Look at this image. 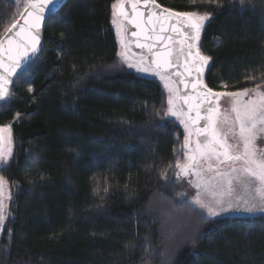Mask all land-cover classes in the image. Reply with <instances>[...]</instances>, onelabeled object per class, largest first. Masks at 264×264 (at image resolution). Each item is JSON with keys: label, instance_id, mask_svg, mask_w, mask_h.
Returning a JSON list of instances; mask_svg holds the SVG:
<instances>
[{"label": "trees", "instance_id": "trees-1", "mask_svg": "<svg viewBox=\"0 0 264 264\" xmlns=\"http://www.w3.org/2000/svg\"><path fill=\"white\" fill-rule=\"evenodd\" d=\"M114 2L66 0L0 104L13 143L0 264H264V217L207 220L182 198L183 133L162 88L119 62ZM156 2L210 14L208 89L264 88V0ZM22 9L0 0V36Z\"/></svg>", "mask_w": 264, "mask_h": 264}, {"label": "snow or ice", "instance_id": "snow-or-ice-1", "mask_svg": "<svg viewBox=\"0 0 264 264\" xmlns=\"http://www.w3.org/2000/svg\"><path fill=\"white\" fill-rule=\"evenodd\" d=\"M23 3V9L19 16L23 19V25L19 21L12 23L2 36H0V100H4L9 94L8 85L16 70L26 62L31 55L37 52L40 44L41 26L45 20L46 12H51L48 18H54L56 12L50 9V5L62 4L64 0H17ZM127 5L132 12L129 14ZM155 0H116L113 3V24L116 26L120 44L125 51L119 52L118 56L127 63L129 68L135 67L137 72H147L158 76L164 81V87L169 93L168 109L169 116L176 117L185 129L184 155L185 162L177 161L175 167L179 169L176 173L180 177L193 176L197 179L189 181L197 189L196 197L191 201L193 205L201 209H207L208 218L216 217L222 213L235 209H243L247 214L256 212L264 213V150H259L256 141L264 135V91L260 85L249 95L250 90L244 89L237 92H213L208 89L202 80V73L209 57L203 55L197 47L200 33L205 22L210 20V14L205 11L177 12L169 9H160ZM147 11V23H145V11ZM130 24L136 31L131 36L137 37L136 47L147 49V56H141L138 63L129 61L123 32L125 25ZM171 31L175 36H168V41H174L180 48L157 47L156 43L149 44L147 41L160 42L166 38L164 33ZM143 38L142 40L139 38ZM179 37V39H177ZM183 59V69L180 71V59ZM147 62L148 66H144ZM176 67V71L170 69ZM196 73L195 80L190 81L188 76ZM175 77V79H173ZM176 85V87H173ZM179 85L185 89L189 86L195 92V96L187 92L181 93ZM227 87V85H225ZM29 91H32L29 88ZM223 96L233 98L231 112L235 114L234 124L238 131L232 132L235 143H230L227 133L221 129V125L232 124L228 114L221 111L219 100ZM243 97H249L243 99ZM183 101V104L180 101ZM194 101V103H193ZM187 106V111H184ZM195 113L193 117L192 113ZM203 121V123H201ZM195 132V148L191 147V137ZM9 133L8 140L11 141L10 127H0V163L6 164L11 155V149L4 151V133ZM215 160L216 169L212 168L211 161ZM201 162H208V170H217L221 165H231L230 171H217V175L223 180L226 187L219 191L212 190L211 199L202 198L201 189L208 191L202 181V173L199 170ZM240 166L237 167L236 165ZM171 167V166H169ZM162 178L164 174L162 173ZM243 180L246 197L232 199L233 180ZM4 189L3 178L0 177V197ZM4 203L0 198V225L4 222Z\"/></svg>", "mask_w": 264, "mask_h": 264}, {"label": "rangeland", "instance_id": "rangeland-1", "mask_svg": "<svg viewBox=\"0 0 264 264\" xmlns=\"http://www.w3.org/2000/svg\"><path fill=\"white\" fill-rule=\"evenodd\" d=\"M207 22L208 21L205 22V26H206ZM111 26H112V29L114 31L115 37H116L118 53L122 52V51H125V49H123L121 47V44L119 42L120 37H118L117 31H116V26L113 24V13H112ZM204 27H203V29H204ZM203 29L201 30V33H202ZM201 33H200V36H201ZM122 35L124 37V32L122 33ZM127 55H128L129 61L134 63V64L138 63L140 61V59H141L139 57H133L132 55H130L128 53V51H127ZM118 60L121 63V65L127 71L133 73L137 77L156 82L162 88V90L164 91V93L166 95V99L168 100L169 93L167 92V90L164 87V81H162L158 76H156L154 74H151V73H147V72H143V73L142 72H137L135 67L129 68L127 63L123 62L119 56H118ZM144 66H148L146 62H145ZM173 87H175V86L173 85ZM260 90L264 91V88H260ZM252 91H254V90H251L249 92L250 96L252 94ZM248 98L249 97H243V99H245V100L248 99ZM232 103H233V98L227 96L224 99L223 104H222V105H224L223 106L224 109H225L224 111L226 112V114L229 115L230 120L233 121L232 124H228L227 125V130L229 131V128H232L233 131H238V128L234 124L235 114L231 112ZM167 109H168V104H167ZM166 118L168 120H171V121L175 122V124L180 128L181 132L183 133V145H182L183 161L181 162V164H183L185 162L184 155H185V152L187 151V149L184 148V139H185V135H186L184 126L180 123L179 119H177L176 117H173V116H169L167 114V111H166ZM3 135L5 137V140H4V151L7 152L9 150V148H10L11 149V155L8 157V162L6 164L0 163V170L2 168H4V167L8 166V164L11 162L12 152H13L12 134H11L10 143H9V140H8L9 133L5 132ZM191 140L193 141V143L191 144V147L195 148L194 133H193V135L191 137ZM228 140H229L230 143H235L236 142L233 139L231 131L228 132ZM256 144H257V147H258L259 150H264V135H262L261 137H259L257 139ZM210 163L212 165V168L216 169V164H214L212 162H210ZM236 166L239 167L240 165L237 164ZM230 168H231V165H221L219 167V169H217V170H208L209 169V163L208 162H201V164L199 165V170L202 173L201 178H202L203 184L206 185L207 188H208L207 192H205L203 188L201 189L202 198L203 199L210 200L211 199L210 193H211L212 190L219 191L222 186L226 187V185L223 184L222 178L217 175V171H230ZM178 171H179V169H176V173ZM176 173H175L174 180H175V183L179 187L180 194H181L182 198L195 211H197L199 214H201L207 220H217V219H221V218H255V217H264V213H261V212H256L255 214H247V213H245L243 211V209H235L234 208L233 210H231L229 212L222 213L219 216L208 218L207 209H201L199 206L193 205L191 203V201L197 195V189L194 188L192 186V184L189 183V181L190 180L191 181H195L197 178L193 177V176H188V177H180L179 179H177ZM244 179H246V178H242L239 181L235 180V179L233 180V184H232V187H233L232 199L234 201L237 198L246 197L248 195V193H246L244 191V184H243V180ZM3 181H4V189H3L2 197H0V198L3 199V203H4V217L5 218H4L3 224L0 225V238H1V235H2V231H3L4 227H5V224H6L7 220H8V218H9V204H10V199H11L9 185L6 183V181L4 179H3Z\"/></svg>", "mask_w": 264, "mask_h": 264}, {"label": "water", "instance_id": "water-1", "mask_svg": "<svg viewBox=\"0 0 264 264\" xmlns=\"http://www.w3.org/2000/svg\"><path fill=\"white\" fill-rule=\"evenodd\" d=\"M66 0H64V2L62 4H53V5H50V9L52 11H55L57 12L61 7L62 5L65 3ZM155 3L157 4L156 0H155ZM162 9H165L163 7H160V9H157V11H161ZM141 11H145V23H147V11L143 8L140 9ZM127 11L129 12V14H131L132 12V9L130 7V5H127ZM51 15V12H46L45 14V20L44 22L42 23V26H41V37H40V44L38 45V49H37V52L34 54V55H31L30 58L22 63L21 67L18 68L16 70V73L13 74V76L10 78L11 79V82L10 84L8 85L9 87V94L6 96V98L4 100H0V104H2L3 102H5L9 96H10V93L12 91V87H13V83L16 79V77L26 68L28 67L31 63H33L40 55L41 51H42V47H43V35H44V29H45V25L47 23V21L50 19L48 18L49 16ZM18 21H19V24L22 26L23 25V19L22 18H18ZM125 28H126V31L124 32V40H125V44H129L130 47L127 49L128 53L130 55H132L133 57H139L141 58V56H147L148 54V50L145 48V49H141V48H137L136 47V41H137V37H133L131 36V32L133 31H136L135 28H133L130 24H126L125 25ZM165 36V40L164 41H160V42H154V41H147V43L149 44H153V43H156L157 47L153 48V52H155L157 50V48H163L165 44H167L170 48L171 47H175V49H179L180 48V45L179 44H175L174 41H168L167 40V37L168 36H175L174 33H172L170 30L166 33L163 34ZM139 39H143L142 37L139 38ZM177 39H179V37H177ZM197 47H198V42H197ZM147 63V62H146ZM180 65L181 67L179 68L180 71H184L183 69V59L181 58L180 59ZM206 68H207V65H205L204 67V70H203V73H202V80H203V83L205 84L204 82V75H205V71H206ZM177 69L175 66H173L172 69H170V71L172 72H175ZM195 76H196V73L193 72L192 75L188 76L187 79L190 80V81H194L195 80ZM173 79H175V77H173ZM176 87V85H174ZM179 88H180V91L181 93H184V92H187L188 94H191L192 96H195V92L192 90V88L189 86L187 89L184 88L183 85H179ZM227 96H223L220 98L219 100V107L221 109L222 112L226 113L224 110V105L223 104V101L224 99L226 98ZM181 104H183V101L181 100L180 101ZM194 103V101H193ZM184 111H187V106H185L184 108ZM193 117L195 116V113L193 112L192 113ZM203 123V121L201 122ZM221 129L224 133H227L228 135V130H227V125H221ZM194 133V141L196 140V136H195V132L193 131ZM196 146V145H195ZM212 163L216 164L217 162L215 160H212L211 161Z\"/></svg>", "mask_w": 264, "mask_h": 264}]
</instances>
